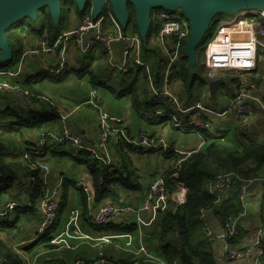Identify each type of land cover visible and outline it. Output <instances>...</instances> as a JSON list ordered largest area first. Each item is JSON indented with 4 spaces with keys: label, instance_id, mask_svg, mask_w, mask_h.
I'll list each match as a JSON object with an SVG mask.
<instances>
[{
    "label": "crops",
    "instance_id": "1",
    "mask_svg": "<svg viewBox=\"0 0 264 264\" xmlns=\"http://www.w3.org/2000/svg\"><path fill=\"white\" fill-rule=\"evenodd\" d=\"M90 9L88 7L87 15H91ZM66 17L57 36L77 27L81 21L74 9H71ZM108 23L106 21V24ZM124 32L128 33L125 30ZM228 32L230 40L246 39L250 35L245 31ZM21 37L22 54L14 70L18 72V76L0 78L20 86L31 95L29 99L11 92H0V157L16 177L10 190L0 198V212L11 203L18 205L7 212L5 217H0V255L4 260L7 254H10V261L14 258L21 264H88L97 260V249L94 245L101 239H109L114 243L103 247L104 259L108 264H147L144 262L145 256L137 255L141 248L151 256L160 257L158 242L160 224L157 222L160 212L153 214L144 211L138 217L131 214L123 220L109 223L104 228H96L89 223L85 195L78 187L80 183H87L93 187L86 165L88 160L85 155L67 145L56 146L49 143L45 151L36 157L37 161L48 169L44 184L47 188L52 187L60 178L65 179L62 183L55 222L45 234H37L41 219L38 207L41 196L31 202V193L35 192L36 188L32 185L30 174L23 167L21 160L25 152L37 148L42 132L59 133V130L65 126L81 136L88 145H96L99 142L98 127L101 111L115 118H124L117 127L124 130L130 138H137L143 132L151 138L162 135L165 143L170 147V152L146 151L144 148H135L126 144L119 146L114 139L110 142L113 157L117 158L112 171L118 172L123 179L128 177L130 183L136 186L135 189L121 192L117 204L130 205L135 209L141 208L149 184L156 177L172 169L176 161L184 157L182 155L212 145L219 148L223 155L240 151L249 144L264 142V111L259 105L256 106L258 113L256 112L243 128L235 124L232 115L205 116L210 121L212 129L202 133L204 142L200 144L196 136L178 133L166 120L162 118L148 120L144 116V111L152 106L150 96L142 90L145 79L143 72L133 71L120 76L106 66L104 56L98 49L81 56L75 44L71 42L68 46L66 68L62 75L55 76L52 71L56 66L57 57L41 52L42 41L50 45L48 41L51 38L48 33L45 32L43 37H39L23 27ZM151 51H148V58L144 55V59L149 62L150 72L158 83L162 78L166 59L160 52ZM199 54L196 52L194 58L190 59L183 52L174 68L175 74L170 83V90L185 106L199 101L216 113L222 112L235 93L238 71L219 70L215 78H210L213 72L206 68L205 52H201L202 56ZM93 76L96 77L98 87L102 88L101 91L95 89L92 83ZM242 77L252 95H256L264 107V50L257 49L252 71L244 73ZM217 79L223 80L224 84L219 86L212 96L208 82ZM130 85L138 91V106L141 107L139 111L133 109L131 95L127 90ZM83 86L86 88L83 89ZM113 86L118 91L115 96L110 92ZM187 88H190L191 92H188ZM91 90H96L100 95V111L88 104ZM68 92H72L70 98ZM71 98L80 103H75ZM52 110L58 115L57 119L47 123H37L42 119L39 117L26 124L32 114L43 116L51 114ZM61 118H65L64 122ZM147 154H154L157 157L156 171L151 173L139 171L135 167L138 160ZM40 179L42 181L41 174ZM261 180L264 178L254 180L251 185L254 195L244 201L245 207L239 202L241 190L236 194L233 187L220 199V204L201 212L200 222L203 224V232L216 264H264L263 255L260 258L252 257L242 259L240 262H231L226 258L224 241L210 240L206 235L208 230L219 235L228 216L236 218L244 214L238 220L239 237L230 239L227 247L240 250L251 246L254 235L263 223L261 215L264 209V181ZM166 183L171 186L172 196L164 211L174 210L179 205L177 203L184 199L186 190L182 185ZM262 240L264 248V236ZM20 243L24 245L18 246Z\"/></svg>",
    "mask_w": 264,
    "mask_h": 264
},
{
    "label": "built area",
    "instance_id": "2",
    "mask_svg": "<svg viewBox=\"0 0 264 264\" xmlns=\"http://www.w3.org/2000/svg\"><path fill=\"white\" fill-rule=\"evenodd\" d=\"M151 15L153 19L161 23L157 35H153L150 38L151 43L145 44L144 39L140 35L125 33L121 23L106 4L98 17L84 15L77 27L60 34L52 45H48L46 41H42L41 52L43 54L50 53L57 57L56 66L52 71V74L55 76L62 75L66 68L68 63V46L71 42L75 44L76 50L81 56L98 49L104 56L106 66L120 76L127 75L133 71L143 72L145 79L142 83V90L150 96L152 106L144 111V116L148 120L162 118L168 121L174 130L196 136L200 140V144L204 142L202 133L212 129L210 121L205 116L225 117L232 115L238 126L243 128L244 124L255 116L257 112L256 106L259 105L264 111L259 98L256 95H252L249 88H247L245 79L242 77L244 73L252 71L257 49L264 50V10H239L235 11L234 14H228L231 19L228 21L222 19L219 22V27L213 41L204 50L207 63L206 68L210 72H213L210 78H215L216 72L219 70L238 71L234 88L235 93L227 103L226 109L217 113L203 106L199 101L190 106H185L170 90V83L175 74L174 68L178 60L181 59L183 48L190 36L188 19L184 15H174L161 7L155 8ZM107 20L109 21L108 24H106ZM235 29H244L250 35L246 39H228V31L234 32ZM144 47L149 51L157 50L166 59L164 72L158 83L152 72H150L149 62L144 59ZM4 76L17 77L18 72L11 70L0 72V78ZM0 92H11L26 96L29 99L31 98V95L20 86L1 79ZM99 102L100 97L98 96V92L91 90L88 104L100 111ZM61 120L64 122L65 118H61ZM123 120L124 118H115L100 111L98 127L99 142L96 145H88L81 136L63 126L59 130V133L42 132L39 136L37 148L24 153L21 160L23 167L28 171L31 178L33 175L41 174L44 188V192L38 203L41 219L38 224L37 234H45L55 222L59 210L62 183L65 181V179L60 178L50 188L44 185L46 184L48 169L46 166L41 165L36 157L45 151L49 143L56 146L67 145L69 148L85 155L91 163L112 169L115 168L117 159L113 157L110 149L112 139L119 146L126 144L135 148H144L146 151H171L162 136L151 138L143 132L137 138H130L124 130L117 127ZM172 152L177 153V151ZM184 155L188 156L190 154ZM165 178L166 175L164 174L156 177L149 184L144 202L139 209L110 201L95 204L93 187L87 183H80L78 187H80L86 197L89 223L96 228H104L109 223L123 220L131 214L138 217L144 211L153 214L163 212L167 209L168 201L172 196L171 186L166 183ZM234 180H238L234 173L219 172L209 182V194L215 198L216 202L220 201L231 190ZM239 181L242 183L239 202L245 207L246 203L244 201L254 195V192L251 191V185L254 180ZM182 202L183 198L177 204L180 205ZM17 206L15 203L7 205L6 209L0 212V217H5L7 212L15 209L14 207ZM243 215L240 214L236 218L228 216L219 235H215L209 230L206 232L210 240L224 241L226 258L234 262L264 256V248L262 247L264 209L261 215L263 223L254 235L252 245L240 250H233L227 247L230 239L239 237L238 220ZM107 244L114 245L109 239H101L95 243L94 246L97 249L98 258L94 262H88V264H108L103 255V247ZM22 245L24 243H20L18 246ZM137 255L145 256L144 262L147 264H176L175 262L169 263L151 256L143 248L138 250ZM0 264H5L2 258H0Z\"/></svg>",
    "mask_w": 264,
    "mask_h": 264
},
{
    "label": "trees",
    "instance_id": "3",
    "mask_svg": "<svg viewBox=\"0 0 264 264\" xmlns=\"http://www.w3.org/2000/svg\"><path fill=\"white\" fill-rule=\"evenodd\" d=\"M74 9L82 20L84 14H89L88 7L82 8L81 11L73 0H65L60 3V13L62 19L55 20L51 17L48 6L39 9L34 17H25L24 20L14 24L5 32L10 47V58L2 59V51L0 50V72L14 71L19 63L22 54V28H27L29 32L36 36L43 37L45 32L48 33L51 40L48 41L52 45L59 37V31L64 24L66 15ZM152 13V11H151ZM150 13V15H151ZM127 15L129 19L124 27L133 34L139 31L136 24V15L133 6L128 3ZM161 23L150 16V23L146 32L147 38L144 39L148 44L153 35H157ZM215 24H209L200 42L197 45L196 52L203 51L212 38L208 35L209 30H214ZM144 49V55L148 58L147 48ZM201 53V52H199ZM128 92L131 95L133 109L139 111V100L137 92L132 85L128 86ZM191 92L190 88H187ZM51 114L39 115L32 114L28 122H33L37 118L42 117L37 123H47V121L55 120L58 115L52 110ZM1 153V151H0ZM177 160L174 167L170 169L166 175V182H173L182 185L185 190L183 202L174 208V210H166L160 212L157 216V222L160 224V235L158 238L159 251L161 260L176 264H216L213 254L210 250L208 241L203 232V224L200 222L201 211L213 208L220 202H216L215 198L208 192L209 182L213 176L219 172H232L238 180H234L232 188L235 193L240 192L242 183L239 180H257L264 178V142L249 144L244 146L240 151L226 153L222 155L219 148L209 146L192 152L190 155ZM89 174L92 178V186L94 187L95 198L94 203L99 204L106 200L117 203L121 192L125 190L135 189L136 186L130 183L127 177L123 179L118 172L112 171V168L103 167L96 163L86 162ZM16 177L12 170L6 166L0 157V198L4 193L10 190ZM169 180V181H168ZM32 185L36 188L31 193V202L36 200L42 194V181L40 175H33L31 178ZM231 188V190H232ZM230 190V191H231ZM37 191V192H36ZM85 202H86V197ZM0 258L1 255H0ZM4 260V258H2ZM11 259V255L5 257V264ZM4 260V261H5ZM9 264H21L17 259H12Z\"/></svg>",
    "mask_w": 264,
    "mask_h": 264
},
{
    "label": "water",
    "instance_id": "4",
    "mask_svg": "<svg viewBox=\"0 0 264 264\" xmlns=\"http://www.w3.org/2000/svg\"><path fill=\"white\" fill-rule=\"evenodd\" d=\"M65 0H0V50L1 58H10V47L5 32L14 24L22 21L25 17H34L36 12L48 6L51 17L57 20L60 13V3ZM78 9L90 7V13L93 17L101 14L104 6L107 4L114 15L117 16L119 22L124 28L127 25L129 16L127 15L128 3L133 6L136 15V24L140 36L147 38V30L150 23V13L158 6L166 10L165 7L179 8L183 11L185 17L189 21L190 36L185 43L183 52L190 59H193L198 43L205 33L210 21L215 15L234 14L239 10H264V0H73ZM178 3V4H177ZM177 4V5H176ZM176 5L177 7H175ZM169 10V9H167ZM182 13V14H183ZM223 19L220 16L219 22ZM158 79V76H157ZM224 81L210 80L208 89L214 96L218 87L223 85Z\"/></svg>",
    "mask_w": 264,
    "mask_h": 264
},
{
    "label": "rangeland",
    "instance_id": "5",
    "mask_svg": "<svg viewBox=\"0 0 264 264\" xmlns=\"http://www.w3.org/2000/svg\"><path fill=\"white\" fill-rule=\"evenodd\" d=\"M178 4V3H177ZM176 4V5H177ZM176 5H174L175 7H177ZM158 7H160V6H158ZM157 7V8H158ZM162 8V7H161ZM166 8V10L167 9H169L168 11L169 12H171L172 14H174V15H181V16H183L184 15V13H183V11H181L179 8H170V7H165ZM183 13V14H182ZM61 15V13H58V15H57V18L58 19H62V17L60 16ZM223 19L224 20H226V21H228V20H230L231 19V17L230 16H226V15H223ZM219 20H220V16L219 15H215V17L210 21V23L211 24H215V28H214V30L212 31V30H209L208 31V35H210L212 38L210 39V41L208 42V44L206 45V47L213 41V38H214V36H215V34L217 33L216 32V27L218 26V24H219ZM107 23H108V20H107ZM130 28H131V26H129L127 29H128V33H131L130 32ZM22 30H23V28H22ZM235 31H245L244 29H235ZM245 32H248V31H245ZM148 43H151L150 42V40H149V42ZM206 49V48H205ZM156 52H158L157 50H156ZM196 52V51H195ZM199 52H203V51H199ZM205 52V51H204ZM199 56H202L201 55V53L199 54ZM92 83L95 85V89H97L98 91H101V87H98V85H97V80H96V77L95 76H93L92 77ZM88 87V86H87ZM84 88H86V86H83V89ZM110 92L112 93V95H114V94H116V93H118V91H117V89H116V87L115 86H113V87H111L110 88ZM72 94V92H68V95H69V98H70V95ZM98 96L100 97V95H99V93H98ZM115 96V95H114ZM129 98H130V96H129ZM71 99H73V98H71ZM74 101H75V103H80L79 101H76L75 99H73ZM117 100H119V99H117ZM84 109V108H83ZM86 109L88 110V111H90V112H92L91 110H90V108L89 107H86ZM118 111H120V110H118ZM258 111H260V110H258ZM261 113H262V111H260ZM127 113V112H126ZM258 113V112H257ZM263 114V113H262ZM168 122V121H167ZM169 123V122H168ZM235 124L236 125H238L236 122H235ZM176 131V130H175ZM178 132V131H177ZM178 133H182V132H178ZM183 134H185V133H183ZM162 136V135H161ZM163 137V136H162ZM164 138V137H163ZM165 140V139H164ZM152 157L154 158V160H152ZM157 157H156V155H154V154H147V155H144L141 159H139L138 160V162L135 164V167H137L138 168V170L139 171H150L149 173H151V172H154V171H156V164H157ZM204 211V210H203ZM230 261V260H229ZM231 262H234V261H231Z\"/></svg>",
    "mask_w": 264,
    "mask_h": 264
}]
</instances>
